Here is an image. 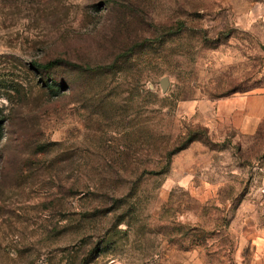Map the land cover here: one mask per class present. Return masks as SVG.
Segmentation results:
<instances>
[{
  "label": "rangeland",
  "instance_id": "1",
  "mask_svg": "<svg viewBox=\"0 0 264 264\" xmlns=\"http://www.w3.org/2000/svg\"><path fill=\"white\" fill-rule=\"evenodd\" d=\"M257 93L264 0H0V264H264Z\"/></svg>",
  "mask_w": 264,
  "mask_h": 264
},
{
  "label": "crops",
  "instance_id": "2",
  "mask_svg": "<svg viewBox=\"0 0 264 264\" xmlns=\"http://www.w3.org/2000/svg\"><path fill=\"white\" fill-rule=\"evenodd\" d=\"M223 123L239 135L251 137L264 127V94H243L216 103Z\"/></svg>",
  "mask_w": 264,
  "mask_h": 264
},
{
  "label": "trees",
  "instance_id": "3",
  "mask_svg": "<svg viewBox=\"0 0 264 264\" xmlns=\"http://www.w3.org/2000/svg\"><path fill=\"white\" fill-rule=\"evenodd\" d=\"M56 65H58V62L55 61V62H49L47 64H43V65H37L35 63H31L30 64V68H38V69H41V70H50L54 67H56Z\"/></svg>",
  "mask_w": 264,
  "mask_h": 264
},
{
  "label": "water",
  "instance_id": "4",
  "mask_svg": "<svg viewBox=\"0 0 264 264\" xmlns=\"http://www.w3.org/2000/svg\"><path fill=\"white\" fill-rule=\"evenodd\" d=\"M159 86H160V89L161 91L164 93L167 89V86H168V81L166 78H162L159 82Z\"/></svg>",
  "mask_w": 264,
  "mask_h": 264
}]
</instances>
